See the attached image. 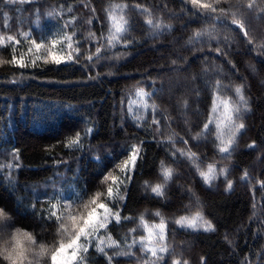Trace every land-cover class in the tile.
Returning a JSON list of instances; mask_svg holds the SVG:
<instances>
[{
	"label": "trees",
	"instance_id": "trees-1",
	"mask_svg": "<svg viewBox=\"0 0 264 264\" xmlns=\"http://www.w3.org/2000/svg\"><path fill=\"white\" fill-rule=\"evenodd\" d=\"M201 2L216 11L190 0H0V246L15 233L25 264H51L69 238L52 205L86 215L81 201L102 193L122 220L106 228L113 246L91 247L85 264H264V0ZM109 13L127 22L112 45ZM214 96L240 108L220 117V138L214 124L204 131ZM189 150L199 169L180 155ZM161 162L172 169L163 197L145 184L164 183ZM197 212L213 231L176 223ZM162 220L167 250L153 256L140 241Z\"/></svg>",
	"mask_w": 264,
	"mask_h": 264
},
{
	"label": "snow or ice",
	"instance_id": "snow-or-ice-1",
	"mask_svg": "<svg viewBox=\"0 0 264 264\" xmlns=\"http://www.w3.org/2000/svg\"><path fill=\"white\" fill-rule=\"evenodd\" d=\"M9 2H12V0H9ZM191 4L194 7H200L203 9H208L209 11H216L215 8L212 7V5L208 4V3H202L201 0H190ZM248 8H252L253 5L251 3H249L247 5ZM141 12H147L146 9H140ZM109 18L113 20V25H112V29L110 30V35L107 38L108 42L110 45L113 44V41L115 42H119V38H120V34L123 33L125 31V27L124 25L127 23L126 21L123 20V17H120V21L119 23L116 22L115 20V16L112 13H109ZM147 23L149 25H151L154 28H159L160 25L159 24H153L152 20L149 19L147 21ZM234 24H237V21H233ZM239 28L242 30L243 29V25L239 24L238 25ZM200 34H197V37ZM244 35H247V32H244ZM64 39L69 41L68 47H71V37L67 36V34H64ZM34 43V41H33ZM53 43H55V41H53ZM41 47L40 44H36V48L39 49ZM99 48H97V53L99 52ZM78 51V49H77ZM15 59V58H14ZM89 59H91V57H89ZM56 63H60L61 61L59 59H55ZM21 67H23L24 65L21 64ZM236 94L239 96L240 100L243 102L244 101V97L241 93V88L237 87L235 89ZM145 93L143 89H138L137 90V96L141 98V100L143 101V107L147 108L148 104L147 101L144 100L145 97ZM220 100V98L218 96H214L213 98V107H212V114H210L208 121L204 124V131L206 132L209 128L210 124H214L217 130V137L220 138V127H221V123H220V117L224 116L225 114H227V119L229 121H231L232 119V113H238L240 111L239 107H234L229 109V105H228V101L226 99L220 100V103H218L217 101ZM246 103V102H245ZM223 105L224 108V112H219V109L221 108V106ZM216 115L217 118L214 119L213 116ZM158 123V121H157ZM236 128H243L244 125L243 124H239L235 126ZM90 132V130H88ZM87 134V133H86ZM183 143H187V141H182ZM232 141L231 139H229L227 141V144H231ZM221 144H224V141L221 140ZM251 147V146H250ZM139 147L138 146H132V149L130 150L129 153V158L128 160L124 161V167L121 169V171L127 176L128 179H131V171L132 169L135 167V160L137 158V156L139 155ZM219 151L220 152H228L229 149L227 146H220L219 147ZM173 155H175V153H173ZM180 155L182 157L187 158L189 161H191L193 164L196 165V167L199 169V165L196 164V161L198 160V158L195 156L194 153H192L190 150L187 152L184 151H180ZM161 175L162 178L164 180L163 184H156L155 186H151L148 185L147 182H145L146 184V188L151 191L152 193H154L156 196L159 197H163L164 196V188L167 184V182L172 178V169L165 166L163 164V162H161ZM221 174H226V170L225 169H221L220 170ZM199 175L203 178L204 182L207 184L211 183L212 179L216 178V169L215 166L212 164H209L207 166V171H203L200 170L199 171ZM245 177H247V173H245ZM108 177H105V180H107ZM118 178H112V182L116 183V180ZM120 183H124L123 180L120 181ZM231 182H228V188L231 189ZM112 193H113V189L111 186H109L107 188V197L111 198L112 197ZM103 195L102 193H97L95 194L93 197H91L89 199L88 202H83L81 201V207L85 208V209H90L86 212V215L83 214H77L75 212V210L72 208V204L74 202H70L64 205V212L62 215L57 216L56 212H55V205H52V210H50V218L51 217H55V219L57 221H59L60 223V228L68 234L69 238L67 243H65L63 240H61V242L59 243V247L55 249V251L52 252L51 254V264H72V261L76 258L77 252H79L81 249H83L84 251H87V248L84 245H81L79 243L81 237L83 236L85 239L86 243H90L91 239L90 238H94L95 234L99 231V229L101 228H106L107 223L109 222V218H113L116 220L117 223L120 222V217H119V213H115L113 214L111 209H109L107 207V205L103 202H98L100 201V196ZM98 209L100 211H98ZM155 215H159V213H156ZM0 218H6V215L4 213V210L2 208H0ZM125 219H130L129 217H125ZM141 222L143 223V217L140 218ZM80 221V223H77V221ZM202 221V223L197 224V221ZM176 223L181 224L182 226H187V227H191V228H198V227H203L205 231H213L214 228L211 225L210 222L208 221H203L202 216L200 215L199 212H197L193 217H191V219H189L188 217H180ZM145 227H147V225H145ZM155 228H158V237L159 240H163L164 239V228L165 225L163 223V220L161 221V224L158 226H153ZM153 237V231L152 228H148V242L151 241ZM29 240H31V238L29 237ZM102 243V240H101ZM133 243H136V241H133ZM141 244H145V241L142 239L140 241ZM43 247V246H41ZM23 248L22 244H19V242L17 241V235L14 233L12 234V237L10 240L5 241L4 246H0V255L4 256V259L9 261V264H25V261L27 260L26 255L24 254V251L20 250ZM97 248L99 251H103V249L100 247V245H97ZM145 251H149L151 252V255L155 256L156 255V249L155 248H149L147 246H145L144 248ZM161 252L166 251L167 249L164 247H161L159 249ZM109 259H111V257H109ZM28 264H31V262L29 261ZM178 264V262H177Z\"/></svg>",
	"mask_w": 264,
	"mask_h": 264
},
{
	"label": "rangeland",
	"instance_id": "rangeland-1",
	"mask_svg": "<svg viewBox=\"0 0 264 264\" xmlns=\"http://www.w3.org/2000/svg\"><path fill=\"white\" fill-rule=\"evenodd\" d=\"M109 209H111V208H109ZM98 211H100V210L98 209ZM111 211L113 214L117 213V211H113L112 209H111ZM119 217H120V222H121L122 216L120 213H119ZM111 223H117V222L115 219L110 217L109 222L107 223V226ZM107 226H106V228H107ZM106 228L99 229V231L95 234V237L90 238L91 239L90 243H86L84 237L83 236L81 237L79 243L81 245H84L87 248V251H84L83 249H81L79 252H77L76 258L72 261V264H85L83 262V257L88 252V250L91 249V247H93L97 251H99L97 248V245L99 244L100 247L103 249V251H99V252H105L106 250H108L109 248H111L113 246V242L108 237V233L106 231ZM157 233L158 232H156L155 236L152 237L150 242H148V238L144 239V240H145V246H147L149 248H155L156 249V255H159L162 252L159 250L161 248V246H159L157 242H160L161 240H159ZM164 237H165V235H164ZM101 240H102V243H101Z\"/></svg>",
	"mask_w": 264,
	"mask_h": 264
}]
</instances>
